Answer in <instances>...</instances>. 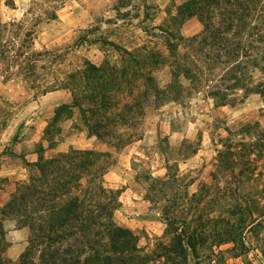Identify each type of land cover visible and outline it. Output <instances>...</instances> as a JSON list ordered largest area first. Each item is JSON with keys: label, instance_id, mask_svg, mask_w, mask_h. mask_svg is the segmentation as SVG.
I'll return each instance as SVG.
<instances>
[{"label": "rangeland", "instance_id": "obj_1", "mask_svg": "<svg viewBox=\"0 0 264 264\" xmlns=\"http://www.w3.org/2000/svg\"><path fill=\"white\" fill-rule=\"evenodd\" d=\"M184 2L0 0L1 30L31 17L29 10L41 16L33 49L50 52L31 77L19 72L5 82L0 64L3 205L18 184L38 176L39 159L88 150L99 155L94 165L101 172L95 178L119 192L114 222L138 237L145 263L152 258L154 264H264V96L244 91L264 83V74L253 66L254 49L260 57L264 42L248 49L242 46L248 39L240 33L241 47L234 49L239 54L227 56L224 49L209 46H216L214 39L201 41L196 17L177 14ZM45 10L54 11L55 18L47 19ZM260 20L264 22L263 7ZM126 53L167 92H149L151 104L131 107L125 122L110 115L113 121L101 129L111 136H91L77 109L54 114L72 103L67 89L39 94L81 70L84 61L129 67ZM186 66L192 69L186 71ZM141 84L140 78L128 88L122 84L121 100L142 102ZM225 150L231 155L221 165L217 152ZM167 219L174 221L176 233L182 231L194 242L193 256L167 260L157 255L173 245L165 235ZM225 225L233 228V242H221Z\"/></svg>", "mask_w": 264, "mask_h": 264}, {"label": "trees", "instance_id": "obj_2", "mask_svg": "<svg viewBox=\"0 0 264 264\" xmlns=\"http://www.w3.org/2000/svg\"><path fill=\"white\" fill-rule=\"evenodd\" d=\"M262 7L264 0H185L177 14L184 19L196 17L203 26L201 41L207 37L214 39L217 44H209L210 47H218L221 51L224 49L227 56L236 58L239 52L234 49L241 47L240 33H244V39H248L247 44L242 43L248 49H254L260 41L264 42V22L260 20ZM27 13L31 17L2 25V30L0 26L1 76L5 82L16 78L19 72L23 77H31L37 64L50 54L33 49L41 16L29 10ZM42 14L47 19L55 18L54 11L45 10ZM10 32L13 35L5 36ZM163 32L170 31L165 29ZM254 54L253 66L264 74V51L259 57L254 49ZM127 55L132 64L129 67H96L84 61L81 70L68 73L64 81L45 87L39 94L58 89L70 91L72 103L59 106L54 114L57 116L63 109H77L88 133L102 140L112 135L101 129L113 121L110 115L119 122H125L131 107L151 104L149 92L156 95H165L167 92L159 89L151 77L141 72L142 66L136 57ZM261 61L263 66L259 65ZM238 67L237 64L236 70L240 72ZM185 69L190 71L192 68L186 66ZM186 71L183 70L184 73ZM139 78L142 80L141 94L145 99L142 102H123L121 85L128 88L131 82ZM236 79V82L242 80ZM244 91L264 96V83L257 82ZM96 155L88 150L71 151L64 156L43 162L39 159L35 163L38 176L29 178L27 183L18 184L9 201L0 206V245L1 242L5 243L0 247V264H154L152 258L147 259L151 263L141 259L138 237L114 222L119 192L106 189L102 180L95 178L100 171L94 165ZM228 155L231 154H227L226 150L217 152V160L221 161V165L229 161ZM7 218L14 220L17 228L26 227L29 231L27 247L15 262L2 256L8 245L4 240L2 221ZM171 224L174 221L167 219L165 235L170 237L173 245L157 255H165L167 260H171V255L184 260L187 255L193 256L196 252L194 242L182 231L176 233L177 229L171 228ZM219 233L223 237L221 242L235 240L233 228L227 225Z\"/></svg>", "mask_w": 264, "mask_h": 264}, {"label": "crops", "instance_id": "obj_3", "mask_svg": "<svg viewBox=\"0 0 264 264\" xmlns=\"http://www.w3.org/2000/svg\"><path fill=\"white\" fill-rule=\"evenodd\" d=\"M201 27L202 28L200 32L203 31L202 24ZM187 36L193 37L194 34L191 33ZM5 198H6V193L0 191V206L3 205ZM2 227L3 230L5 231L6 242L8 243L7 247L2 253V256L10 261L15 262L19 258L20 254L27 247V239L29 234L28 228L26 227L17 228L15 221L9 218L2 221Z\"/></svg>", "mask_w": 264, "mask_h": 264}]
</instances>
